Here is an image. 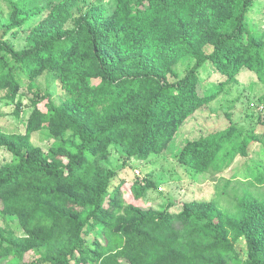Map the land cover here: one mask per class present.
Returning a JSON list of instances; mask_svg holds the SVG:
<instances>
[{
    "label": "trees",
    "instance_id": "obj_1",
    "mask_svg": "<svg viewBox=\"0 0 264 264\" xmlns=\"http://www.w3.org/2000/svg\"><path fill=\"white\" fill-rule=\"evenodd\" d=\"M115 1L111 13L107 6L88 11L74 29L60 25L22 51L0 39V93L15 99L23 88L22 75L32 82L46 69L61 70L72 93L65 105L47 103L45 112L38 107L39 90L33 92L37 98L26 134L0 132V146L14 156L0 169V199L25 233L6 237L0 228V262L44 251L23 264H264V225L259 226L264 205L244 210L240 222L211 215L199 205L184 206L179 213L143 209L126 203L123 180L112 188L118 172L103 164L112 143L122 144L128 158L138 161L166 150L185 119L222 87L200 93L199 72L207 63L228 81L246 67L264 83V33L251 32L246 22L256 0H213L223 13L214 52L197 53L196 63L175 82L142 55L124 56L118 48L152 8L169 12L191 0ZM68 19L62 18V24ZM95 78L101 83L94 85ZM42 132L62 141L45 152L33 140ZM67 133L81 141L75 151ZM256 141L254 134L242 139L232 124L188 142L177 159L198 172H222ZM151 186L135 180V199ZM240 237L250 249L242 262L236 261Z\"/></svg>",
    "mask_w": 264,
    "mask_h": 264
},
{
    "label": "rangeland",
    "instance_id": "obj_2",
    "mask_svg": "<svg viewBox=\"0 0 264 264\" xmlns=\"http://www.w3.org/2000/svg\"><path fill=\"white\" fill-rule=\"evenodd\" d=\"M62 1L0 0V39L22 51L39 35L60 25L66 30L74 29L77 20L88 11L97 12V9L107 6L111 13L116 3L115 0H69L60 4L66 5L65 14L62 12L65 7L57 9ZM161 1L165 4L175 0ZM160 11L159 8H152L147 12L140 21V29L118 50L128 57L142 55L175 82L182 79L196 63L197 53L209 55L214 52L215 29L221 24L223 13L221 4H215L213 0L181 2L169 12ZM64 17L69 19L62 24ZM246 22L251 32L264 33V0L255 1ZM184 40H187L188 46H185ZM21 80L23 88L15 99L8 98L5 92L0 93V132L8 135L26 134L28 120L34 111L32 101L37 98L33 92L39 90L43 99L38 102V107L45 112L47 103L62 106L72 97L61 70L46 69L32 82L26 75H22ZM93 83L98 85L101 79L95 78ZM199 84L200 93L215 91L220 84L222 87L209 103L201 105L185 119L166 150L160 154H149L146 160L138 161L128 158L122 144L112 143L103 164L105 168L118 172L112 188L124 181L122 191L127 204L143 209H169L177 213L184 206L191 208L199 205L211 215H222L231 222H240L244 210L264 205V127L261 124L264 121V83L246 67L241 69L235 80L228 81L215 65L207 63L199 72ZM232 124L238 126L242 139L245 135L254 134L257 141L249 146L246 155H238L222 172H198L178 162L177 154L188 142L225 130ZM65 139L72 151L81 143L71 133H67ZM33 140L45 152L62 141L43 132L34 135ZM13 161V154L0 146V169ZM137 179L152 184L141 200H136L132 192ZM113 196L108 199L107 205ZM5 210L6 204L0 199V228L4 235L11 237L14 233L17 237L25 236L20 222L6 214ZM95 237L96 232L91 235L90 241ZM236 251V261L248 259L250 249L244 237L236 241ZM40 253L31 251L20 260L4 258L0 264L31 262L40 257Z\"/></svg>",
    "mask_w": 264,
    "mask_h": 264
}]
</instances>
